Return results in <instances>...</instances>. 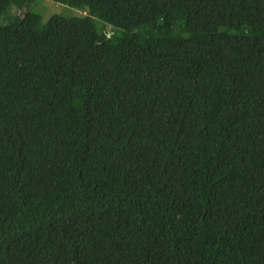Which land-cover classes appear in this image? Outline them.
<instances>
[{
  "label": "trees",
  "instance_id": "1",
  "mask_svg": "<svg viewBox=\"0 0 264 264\" xmlns=\"http://www.w3.org/2000/svg\"><path fill=\"white\" fill-rule=\"evenodd\" d=\"M35 1L0 0V264H264V0Z\"/></svg>",
  "mask_w": 264,
  "mask_h": 264
},
{
  "label": "rangeland",
  "instance_id": "2",
  "mask_svg": "<svg viewBox=\"0 0 264 264\" xmlns=\"http://www.w3.org/2000/svg\"><path fill=\"white\" fill-rule=\"evenodd\" d=\"M33 4L32 11L40 14L44 22H47L54 15L71 18L77 16L81 17L85 14L84 11H80L62 3H57L53 0H36ZM15 12L17 14H23L25 11L18 10Z\"/></svg>",
  "mask_w": 264,
  "mask_h": 264
}]
</instances>
